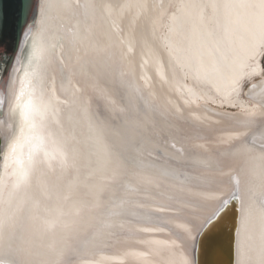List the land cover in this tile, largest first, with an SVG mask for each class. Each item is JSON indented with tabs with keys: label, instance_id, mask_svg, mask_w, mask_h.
<instances>
[{
	"label": "bare ground",
	"instance_id": "bare-ground-1",
	"mask_svg": "<svg viewBox=\"0 0 264 264\" xmlns=\"http://www.w3.org/2000/svg\"><path fill=\"white\" fill-rule=\"evenodd\" d=\"M229 2L240 0H40L26 55L9 80L0 134L5 146L18 124L12 109L25 79L26 93L30 81L37 95L52 98L47 135L67 141L71 162L39 166L20 192L2 162L0 217L11 216L13 244L0 240V261L181 264L187 256L197 264L200 237L193 247L185 229L216 212L214 223L236 193L233 264L258 262L260 162L248 149L264 143V131L260 121L244 124L240 106L264 111V75L242 82L253 79L246 100L233 97L239 41L215 23L222 8L201 7ZM42 46L46 58L38 60L34 49ZM263 58L255 57L258 69ZM199 63L220 71L196 80L188 66ZM89 98L115 153L107 164L82 111ZM250 207L245 230L241 217ZM226 236L221 229L209 241L205 264H228Z\"/></svg>",
	"mask_w": 264,
	"mask_h": 264
},
{
	"label": "snow or ice",
	"instance_id": "snow-or-ice-1",
	"mask_svg": "<svg viewBox=\"0 0 264 264\" xmlns=\"http://www.w3.org/2000/svg\"><path fill=\"white\" fill-rule=\"evenodd\" d=\"M72 7V5H67ZM202 8L211 7L214 11L219 9L224 10L223 20L216 18L215 23L219 24L225 31L234 33L239 41V52L242 53L239 72H236L230 77V88L233 93L239 95L240 89L243 87V81L257 75H264V66L259 69L255 65V57L257 54L264 55V0H240L238 3H224L209 5H202ZM204 20L203 15L200 17ZM47 48L39 47L34 49V55L38 60L46 58ZM61 63H64L62 60ZM181 67H185L181 65ZM193 78L196 80H203L208 82L213 78V72H219L220 69L214 68L209 70L199 63L192 68ZM25 73V77H27ZM255 87V85H253ZM29 91L25 90V79H21L20 88L15 97V106L12 109L13 113L18 112V124L15 132L8 136L7 144L0 148V159H2L6 176L12 178L11 188L13 192L26 191L32 183L34 173L41 165L52 166L54 160H57L61 166L71 162V149L67 141L63 138L57 137L55 134L47 135V130L51 117L55 115V108L53 106L52 98L46 96L41 91L38 95L35 89L32 88L29 81ZM78 91H83L78 89ZM27 95V99H25ZM90 98L83 101L82 111L85 119L88 122L90 133H92L96 140L99 151L98 156L104 164L110 162L115 154L109 144L104 141V130L99 123L94 122L90 113ZM234 107L236 105H233ZM241 113L244 117V124L253 126L260 121V130L264 131V111L256 112L254 109H249L241 105ZM264 108V105H262ZM251 140V138H250ZM246 144L250 141H245ZM28 145L27 159L22 155V149ZM249 152L256 151L257 155L252 157L254 160L260 162V194L258 199L259 216L261 222V245L259 259L256 264H264V143L259 145V148L249 147ZM13 193H10V198ZM236 199H240L239 195L233 193ZM221 206L227 203V199L222 200ZM79 211V209H77ZM218 211V210H217ZM249 215L241 217V224L245 230L248 227ZM216 212L206 217L199 226L193 225L185 229L186 239L190 241L195 247L197 237L202 233L207 232L211 227L213 217ZM10 215L0 217V240L8 245H12L13 241L10 233H8ZM45 223H49L45 221ZM66 226L65 222H61ZM23 255V250L18 249ZM0 264H5L0 261ZM12 264H26L23 259L13 261ZM181 264H196L193 259L187 256L182 258ZM249 264L253 262L249 261Z\"/></svg>",
	"mask_w": 264,
	"mask_h": 264
},
{
	"label": "water",
	"instance_id": "water-1",
	"mask_svg": "<svg viewBox=\"0 0 264 264\" xmlns=\"http://www.w3.org/2000/svg\"><path fill=\"white\" fill-rule=\"evenodd\" d=\"M39 4L40 0H0V121L5 116L7 88L13 68L16 62L24 59L27 52L25 41L37 24ZM3 146L0 134V148ZM2 162L0 159V173ZM237 219V202L233 197L207 232L200 236L197 264H205L207 244L221 229L227 234L223 242L228 249V264H233L232 243Z\"/></svg>",
	"mask_w": 264,
	"mask_h": 264
},
{
	"label": "rangeland",
	"instance_id": "rangeland-1",
	"mask_svg": "<svg viewBox=\"0 0 264 264\" xmlns=\"http://www.w3.org/2000/svg\"><path fill=\"white\" fill-rule=\"evenodd\" d=\"M261 63L264 64V58L261 60ZM253 79L251 80H246L244 83H243V87L240 89V92H239V95H237L236 93L233 94V97H241L243 98L244 100H246L247 96H246V90L248 89V87L253 83L252 81ZM228 110H235V108H227Z\"/></svg>",
	"mask_w": 264,
	"mask_h": 264
}]
</instances>
